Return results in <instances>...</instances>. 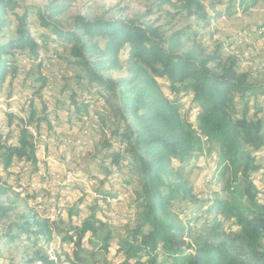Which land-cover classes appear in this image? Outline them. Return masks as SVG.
Returning a JSON list of instances; mask_svg holds the SVG:
<instances>
[{"label":"trees","instance_id":"1","mask_svg":"<svg viewBox=\"0 0 264 264\" xmlns=\"http://www.w3.org/2000/svg\"><path fill=\"white\" fill-rule=\"evenodd\" d=\"M26 1L0 0V33L9 24L10 14L18 21L14 37L7 41L0 38V90L8 75L15 80L21 72L17 55L29 57L41 67L44 53L29 28L31 10L26 7L21 15L16 11ZM47 1L36 11L41 29L50 28L49 32L36 29L42 42L53 47L45 54L55 55L59 46L66 45L69 56L62 58L76 70L78 81L85 82L88 90L97 91L96 97L107 106L105 115L113 117L101 167L108 170V175L125 168L128 182L139 183L134 190L139 224L133 242L137 244L135 253L145 252L146 260L140 256L132 264H264V203L251 179L259 168L253 153L264 149V108L259 104L264 98V82L251 80L252 75L240 69L239 55H225L218 46L208 51L204 36L187 46L180 31L168 34L162 25L145 21L148 14L77 15L71 28L66 29L58 17L76 0ZM181 1L187 16L199 21L207 18L201 0ZM259 1L238 0V6L248 11ZM111 70H125L126 74L112 78L107 76ZM160 80L175 97L167 95ZM67 89L71 93L69 114L79 120L90 116L93 98L81 99L77 88ZM181 94L191 95V107L198 109L195 122L182 115ZM29 125L25 121L16 145L8 146L0 140L5 166L14 157L37 165V145L32 142ZM94 131H100L99 123ZM102 131L107 129L102 127ZM215 150V166L227 176L223 188L226 197L200 200L181 167ZM108 160L110 168L105 164ZM186 202L207 205L214 211L210 221L204 220L203 228H193L188 225L191 222L185 224L180 218L175 208ZM11 209L0 203V220ZM45 219L17 224L20 231L27 232V239H33L35 247L41 238L44 242L53 239ZM227 221L230 224L226 227ZM96 223L97 219L83 220L74 242L77 249L84 235L97 229ZM41 252L29 263L59 264L47 252ZM67 261L74 263L70 256L64 264Z\"/></svg>","mask_w":264,"mask_h":264},{"label":"rangeland","instance_id":"2","mask_svg":"<svg viewBox=\"0 0 264 264\" xmlns=\"http://www.w3.org/2000/svg\"><path fill=\"white\" fill-rule=\"evenodd\" d=\"M170 1L171 3L164 4L160 0H76L58 19L64 28L69 29L73 17L77 15L96 18L105 13L109 17H139L148 14L145 21L162 25L168 34L180 31L187 46H192L191 41L194 42L195 39L204 36L208 40L203 45L208 51L218 46L222 47L225 55L237 54L239 57L247 51L250 57L245 60L240 57V69L251 75L257 74L252 75L251 80L264 82V34L258 31L260 26H264V0H260L248 11H243L238 6V0H201L206 6L207 18L204 21L187 16L181 8V0ZM47 2L28 0L16 10L20 15L26 7L31 10L28 24L30 31L35 33V41L42 47L44 53L41 56V67L29 57L17 55L16 58L22 64L21 72L14 77L15 80L8 75L0 90V140L4 143L5 136H11L18 141L25 121H28L38 133L37 137L31 138L37 145L38 166L32 165L27 171L18 168L5 169V150L0 149V203L12 208L4 219L0 220V236L5 246L7 245L4 252L0 253V264H31L29 263L31 259L39 256L41 251L46 252L37 244V247L33 246V239H27V232L20 231L17 224H25L33 218L47 219L46 213L52 211L53 214L56 213V219L47 220L53 234L52 238L61 249H56L58 251L55 253L50 251L48 254L59 264H64L67 256L72 258L73 264H132L140 256H143L142 260L145 261L146 253L136 254L137 244L133 242L134 232L139 224V210L134 200V190L139 187V183L136 180L128 182L129 177L125 168L108 175V170L101 167V155H104L107 147L104 142L111 136L113 117L105 115L107 108L96 97L97 91L94 88L88 90L85 82L78 81L75 76L76 70L68 66L62 58L63 55L69 56V48L67 49L66 45L55 50L58 55L50 54L47 57L45 54H49L50 48L53 47L42 42L36 29L39 28V32L43 30L49 32L50 28L41 29L36 11ZM8 18L9 24L0 33L3 41L14 37L18 26L13 14ZM124 56L123 53L122 57ZM44 61H50V66L43 67ZM125 74V70L122 72L111 70L107 76L120 78ZM42 80L47 84L44 85ZM68 86L77 88L81 99L93 98L90 116L79 120L69 114L67 105L71 93L67 89ZM167 86L164 83L167 95L170 98L175 97L169 93ZM13 95L18 97L11 100ZM179 99L182 104V115L195 122L198 109L191 107V95L181 94ZM259 104L264 108V98L260 99ZM261 116L264 118V112ZM93 120L99 123V132L90 128ZM103 120L106 125L103 124ZM102 127L107 131H102ZM66 137L70 142H65ZM90 140L93 142L92 145ZM253 154L259 168L253 172L251 179L257 187L260 202L264 203V149ZM123 161L124 164L127 162ZM215 165L217 150L193 159L182 167L175 162L176 167L182 168L184 178L192 187L195 196L204 201L206 195H212L213 198L226 197L223 188L227 176H222L218 170L214 171ZM51 171L53 172L50 173ZM68 174L71 178L65 182L58 178L60 175L59 177L66 179ZM21 177L25 179L24 185H21ZM210 177L211 183H208ZM88 180L93 181L91 189L86 186ZM21 187L24 189L23 194L19 192ZM123 191L130 195L125 201H119L114 205L103 202L108 197H110L108 200H115V194ZM53 197L57 202L61 201L55 208L52 207L54 203L50 202ZM196 204L186 202L178 205L175 210L185 224L191 222L188 225L199 230L206 224L204 220H211L214 211ZM40 205L44 207L39 208ZM186 206L194 212L192 220L185 218L183 214ZM85 218L97 219L98 227L84 235L82 244L77 249L74 242ZM229 222H226V227ZM42 240L43 238L38 242ZM77 252L78 256L75 255ZM65 264H69L68 261Z\"/></svg>","mask_w":264,"mask_h":264},{"label":"bare ground","instance_id":"3","mask_svg":"<svg viewBox=\"0 0 264 264\" xmlns=\"http://www.w3.org/2000/svg\"><path fill=\"white\" fill-rule=\"evenodd\" d=\"M258 31H259V33L260 34H264V26H260V28L258 29ZM240 57H242L244 60L245 59H248L250 56H249V54L247 53V51L245 52H243V54H241L240 55ZM262 64V63H261ZM18 96L17 95H13L12 96V98H11V100H14V99H16ZM99 100L102 102V105H104L105 106V108H107V106L104 104V100L102 99V98H99ZM108 110V109H107ZM88 121H89V119H87ZM88 123H90V122H88ZM93 131L95 130V129H97L98 128V122L96 121V120H93L92 122H91V127H90ZM89 131V130H88ZM29 132H30V134L32 135V136H34V137H37V132H36V130L35 129H33V127L32 126H30L29 127ZM5 139V138H4ZM11 141H16V138L15 137H12L11 138ZM94 141V140H93ZM88 144V143H87ZM86 144V145H87ZM90 144L92 145L93 144V142L90 140ZM14 158H16V157H14ZM13 158V159H14ZM105 164H107V166L110 168V166H112L111 165V161L110 160H108L107 162H105ZM34 166V165H33ZM38 166V165H37ZM32 167V165H25V166H21V169H23V171H27L29 168H31ZM213 169H214V171H217V166H214L213 167ZM48 172V171H47ZM53 171H51L50 173H52ZM60 176V175H59ZM22 178V177H21ZM20 178V179H21ZM66 178V177H65ZM70 178H71V176L68 174V176H67V178L66 179H64V178H61V177H59V179H62V180H64L63 182H65V181H67V180H70ZM25 179H23L22 178V180H21V185H24L23 183L25 182L24 181ZM33 181V180H32ZM35 183H36V181H34ZM92 183H93V181L92 180H88L87 182H86V186H87V188L88 189H91L92 188ZM113 183V181L111 180V184ZM208 183H211V177L209 178V182ZM56 184V183H55ZM91 186V187H90ZM112 186V185H111ZM32 187H34L33 186V184H32ZM19 188V187H18ZM28 189V188H27ZM32 189V188H31ZM23 188L21 187L20 188V191L19 192H21V194H23ZM18 191V190H17ZM74 193V192H73ZM92 194V193H91ZM116 199L115 200H113V201H111V200H108V199H106V200H104L103 202H106V203H109V204H116L117 202H119V201H121V202H123V201H125L126 200V198H128V197H130V195L128 196L127 195V193H126V191H123V192H117L116 194ZM212 197V195H206V199H210ZM52 199H55V197H53ZM50 202L52 203L53 202V200H50ZM102 204H104V203H102ZM53 207V206H52ZM204 207H206V209H208V206L206 205V206H204ZM67 208H69L68 206H67ZM183 208V207H182ZM185 209H183L184 211V213L183 214H185V218H187V219H189V220H192V217L194 216V212L192 211V210H190L189 208H187V206L186 207H184ZM194 209V208H193ZM63 210V209H62ZM195 211V210H194ZM203 211V210H202ZM61 212V211H60ZM47 217V219H49V216H46ZM232 221V220H231ZM56 237V236H55ZM7 246V245H6ZM5 246V243H4V241L2 240V238L0 237V253H2V252H4V248L6 247ZM37 246L39 247V248H42V249H44L47 253H51V252H54L55 253V251H58V250H56V249H61L60 248V245L58 244H56V240L55 239H52L51 241H49V242H44V241H39V243L37 244ZM49 248H50V250H49ZM6 249V248H5ZM6 251V250H5ZM51 251V252H50ZM3 255V254H2Z\"/></svg>","mask_w":264,"mask_h":264},{"label":"built area","instance_id":"4","mask_svg":"<svg viewBox=\"0 0 264 264\" xmlns=\"http://www.w3.org/2000/svg\"><path fill=\"white\" fill-rule=\"evenodd\" d=\"M52 61V60H51ZM51 62L50 61H44V63L42 64L43 67H47L48 65L50 66ZM45 88V87H44ZM50 125H52L51 122H49ZM55 133V132H54ZM8 137V138H7ZM5 136V142L8 146H11V145H16L18 143V141H11V136ZM53 137L55 138V135H53ZM65 142H70V139H68L67 137L65 138ZM25 165H34V163H32L31 161L27 160V159H18V158H14L12 160V162L10 163L9 166H5V169H9V170H14V169H21V166H25ZM58 178H59V175H58ZM27 179V178H26ZM32 190V189H31ZM24 191V190H23ZM50 200H53V208L56 207V205H60L59 202H57V199H50ZM65 205H68V204H64ZM111 205H114V204H111ZM39 208H43L44 206H38ZM103 207V206H102ZM55 212V210H54ZM46 215L49 216V220L50 221H54L56 219V213L53 214V211L52 212H49V213H46ZM79 220V219H77Z\"/></svg>","mask_w":264,"mask_h":264},{"label":"crops","instance_id":"5","mask_svg":"<svg viewBox=\"0 0 264 264\" xmlns=\"http://www.w3.org/2000/svg\"><path fill=\"white\" fill-rule=\"evenodd\" d=\"M236 55H237V54H236ZM252 75H253V76H256L257 74L255 75L254 73H252Z\"/></svg>","mask_w":264,"mask_h":264}]
</instances>
